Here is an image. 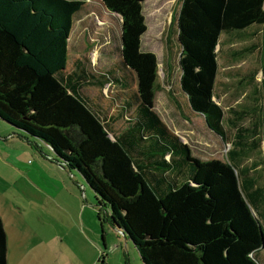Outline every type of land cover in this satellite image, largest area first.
Wrapping results in <instances>:
<instances>
[{"label": "trees", "instance_id": "trees-1", "mask_svg": "<svg viewBox=\"0 0 264 264\" xmlns=\"http://www.w3.org/2000/svg\"><path fill=\"white\" fill-rule=\"evenodd\" d=\"M148 0H99L121 18L120 70L124 111L135 108L114 139L110 126L84 94L103 88L109 73L91 75L82 62L67 73L74 17L80 0H0V119L42 141L59 163L77 171L111 211L110 221L129 238L144 264H261L264 227L232 150L227 161H201L154 111L159 60L143 52ZM180 85L191 110L227 141L224 112L214 99L220 37L253 25L263 29L264 0H180ZM264 84V79H263ZM264 130V109H263ZM256 179V178H255ZM255 182V181H254ZM0 264H8V237L0 216ZM98 264H105L104 253Z\"/></svg>", "mask_w": 264, "mask_h": 264}, {"label": "rangeland", "instance_id": "rangeland-1", "mask_svg": "<svg viewBox=\"0 0 264 264\" xmlns=\"http://www.w3.org/2000/svg\"><path fill=\"white\" fill-rule=\"evenodd\" d=\"M80 1H87V5L74 17L67 73L75 71L79 62L91 75L110 72V83L103 88L84 85L83 92L99 109L114 139L132 121L135 108L122 109L126 91L111 81L113 76L127 79L135 90L136 76L120 70L121 18L104 9L98 0ZM180 8V0H150L143 5L148 32L142 38L141 50L155 54L159 60L154 110L171 130L180 127V118L191 117L188 115L192 112L180 85L181 46L176 24ZM250 56L257 67V48ZM226 148L225 160L230 150ZM252 159L262 160L264 167V157L255 155ZM253 176L264 190V172L257 170ZM97 198L77 171L59 163L51 148L0 119V216L8 237L9 264H92L93 259L97 264L98 255L104 250L102 235L110 230L108 241L117 242L120 237L122 247H108L107 263L128 264L125 238L110 221L104 223L110 219L111 211ZM89 234L98 239L101 250L94 252V248L83 243ZM128 243L134 252L129 253L131 264H144L133 242Z\"/></svg>", "mask_w": 264, "mask_h": 264}, {"label": "crops", "instance_id": "crops-1", "mask_svg": "<svg viewBox=\"0 0 264 264\" xmlns=\"http://www.w3.org/2000/svg\"><path fill=\"white\" fill-rule=\"evenodd\" d=\"M256 48L258 50L257 67L253 66V58L250 56ZM262 48L263 29L260 25H253L243 31L225 32L220 37L219 46L217 47L218 71L213 100L224 112L223 124L227 134L226 142L209 130L203 115L195 114L192 110L188 115L191 117L180 118V127L175 130L168 128L171 133L179 137L182 143L190 147L192 156L201 161H227V159H224L223 154L226 151L225 148L229 146L230 149H233L234 163H236L240 172L249 173V177L254 180L253 174L255 171L261 170L262 173L264 172L262 160L258 162L252 159L255 155L261 158L264 157V61ZM173 93L175 97L172 98L176 101V109L179 110L180 103L176 99V91H173ZM186 99L188 101L187 96ZM197 125H199L198 129ZM254 180H249V187L251 193L258 194V192H255L256 188L262 190V187L258 186ZM259 200L256 212L253 210V213L264 227V190L259 193ZM108 232L102 235L104 250L98 255L97 264L100 256L103 253L106 255L108 247L111 250L113 246H117V248L120 246L121 250L122 239L117 237V242L110 243L108 237L112 232L111 230ZM124 238L126 252L128 253V264H131L129 253L132 250H130L128 243L130 239L125 236ZM83 243L94 248V252L101 250L98 239L93 234L84 237ZM57 250L59 249L56 246L55 252L58 255ZM132 253L134 254L133 251ZM257 255L260 262L264 264V249L258 251ZM95 260L93 259V263ZM105 264H108L106 258Z\"/></svg>", "mask_w": 264, "mask_h": 264}, {"label": "built area", "instance_id": "built-area-1", "mask_svg": "<svg viewBox=\"0 0 264 264\" xmlns=\"http://www.w3.org/2000/svg\"><path fill=\"white\" fill-rule=\"evenodd\" d=\"M229 148V146H227V148L226 149H228ZM229 150V149H228ZM228 152V151H227ZM120 233H122V232H120Z\"/></svg>", "mask_w": 264, "mask_h": 264}]
</instances>
